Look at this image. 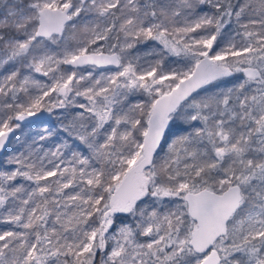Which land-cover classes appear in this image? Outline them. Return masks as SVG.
Listing matches in <instances>:
<instances>
[{
	"label": "trees",
	"instance_id": "obj_1",
	"mask_svg": "<svg viewBox=\"0 0 264 264\" xmlns=\"http://www.w3.org/2000/svg\"><path fill=\"white\" fill-rule=\"evenodd\" d=\"M29 1L13 0V3L26 5ZM68 1L75 3V0ZM163 1L137 0L140 8L137 11L146 18L159 14L156 3ZM120 2L122 0H117L115 5L108 7L113 19L112 28L121 19V14H115ZM104 3L105 0H86L76 17L79 21L93 15L100 18ZM179 3L180 0L178 4L170 1L166 9H176L173 16L181 21V10L186 8ZM196 7L195 11L207 18L201 32L210 36L207 46L210 55L230 48L229 35L238 33L242 22L248 21L253 28L264 29V0H202ZM178 21L176 23H180ZM2 29L15 35V27L11 24ZM250 39L253 40V36ZM174 44L177 47L174 52L162 53L165 67L186 63L190 55L184 38L176 39ZM0 47L2 53L11 55L6 46ZM256 54L253 45L248 51L223 55L228 74L209 84L211 96L206 97L201 88L191 97H198L197 102L190 105L191 115L182 109L191 98L171 114L170 121L176 122H172L152 164L144 170L149 175L146 193L120 219L109 204V198L119 180V177H113L114 172L123 174L127 163L117 164L114 157L129 154L141 143L149 114L146 105L149 107L157 95L168 91L180 77H173L169 84L166 79L158 82L157 91H146L139 85L136 96L143 100L139 111L126 100L109 108L105 128L116 121L119 127L128 126V130L124 136L116 134L106 138L102 129L99 130L103 125L95 113L80 108V102L87 98L86 79L70 80L68 97H61L54 90L48 91L47 85L39 87L34 80L22 85L20 77L30 71L22 60L17 65L6 64L1 68L0 75L7 80L6 92L0 91V111L6 114L7 126L12 127L15 123L13 117L17 112L44 109L51 129L48 134L35 135L30 128L40 123L19 124L14 127L15 136L7 151L0 155L3 192L0 264H101L109 242L100 236L105 234L106 237V232L114 228L115 223L127 222L131 231L141 233L149 218H154L155 223L163 212L171 214V218L168 224L157 227L156 233L164 230L165 240L161 244L169 235L172 240L177 234L189 237L193 221L186 212L183 193L201 187L216 190L220 178L230 173L239 172L246 179L240 182L242 200L236 212L255 203L264 191L263 135L249 116L251 111H258V106L249 101L251 95L244 101L248 86L238 80L242 77V68L251 62L248 58L252 59ZM26 55L28 53H22L23 58ZM66 68L64 63H59L52 71L63 74ZM256 92L257 89H252L248 93ZM223 95L232 96L229 104L222 103ZM239 102L244 105L243 116L236 106ZM78 128L83 129L81 136ZM192 148L198 150L197 155L189 153ZM66 160L68 162L63 164ZM181 181L186 183L185 186L179 184ZM232 217L227 233L222 236L226 244L222 261L246 264L255 254L264 251V236L247 233L244 223L235 226ZM91 231H95L96 237L92 245L84 249L83 244ZM157 247L160 242L151 247L150 253ZM189 248H182L171 258H167L165 250L158 249L157 256L149 255L145 264H178L181 261L195 264L194 253Z\"/></svg>",
	"mask_w": 264,
	"mask_h": 264
},
{
	"label": "rangeland",
	"instance_id": "obj_2",
	"mask_svg": "<svg viewBox=\"0 0 264 264\" xmlns=\"http://www.w3.org/2000/svg\"><path fill=\"white\" fill-rule=\"evenodd\" d=\"M85 1L75 0L71 12L73 19L68 23L62 35L51 36L45 40V38H39L34 35L37 24V10L42 6L64 7L70 3L68 0H30L26 5L14 4L13 0H0V45L6 46L9 54H11L2 53L0 47V69L4 68L6 64L17 65L22 60L30 68V71L20 77L19 81L22 85L34 80L36 83L38 82L39 87L47 85L48 91L54 90L61 97H68L70 80L86 79L87 98L80 102V108L81 110L95 113L98 120H101V125H103L99 130L102 129L103 135L106 138H110L116 134L124 136L128 130V126L120 125L119 127L118 123L114 121L106 129L107 111L112 106L118 105L120 100H126L129 106H132L137 111L140 106L139 104L143 101L136 96L139 94L137 93L139 85H142L146 91H157L158 82L166 79L169 84L173 77L182 78L186 76L191 71L196 60L201 55L207 54L212 57L213 62L208 71L209 79L200 91L204 92L206 97L211 96V91L208 92L210 90L208 88L209 84L221 80L228 74L222 56L230 52L231 54H235L236 52L248 51L254 45L257 54L252 59L249 57L248 60H251V62L245 66L257 68V76L249 78L242 72V77L239 78L238 82L240 84L245 83L248 86L243 95L244 101H247L249 99L248 96L251 95L252 97H250L249 101L252 104L256 102L258 106V111L254 112L250 110L252 113L249 116L253 120V124L257 126V131L261 133V136L263 135L262 141H260L264 145V29L253 28L247 23L248 21L242 22L238 33L233 32L229 35V39L231 40L229 43L230 48L227 51L224 50L223 52H216L214 55H210L207 49L211 41L210 36L201 32L207 18L200 11H195L197 9L196 6L200 5L202 0H180L181 3L179 4L185 5L186 8L181 10V21H178L175 15V17L173 16L176 9H166V4L170 1L178 4V0H164L160 4L159 2L156 3L159 14H151L148 18L144 17L145 15L142 12L137 11L140 9L137 6V0H122V2L118 3L119 9L115 12L116 15L117 13L121 14V19L117 22L115 28L111 26L113 19L110 16L111 12L108 10V7L115 5L117 0H105L100 18L93 15L88 20L79 21V18L76 16L79 9L85 4ZM191 4L194 5L193 8L189 7ZM33 20H36V23ZM177 21L180 23H176ZM6 24H11L15 27L13 31L15 35L2 29ZM250 36H253V40L250 39ZM179 38H184L185 42L189 45L191 51L188 60L186 63L172 64L169 67H165L166 64L164 65L163 63L162 53H164L163 51L174 52L177 48L174 42ZM83 51H116L121 59V65L115 70H100L93 66L85 65L80 68L66 66L67 68L63 74L52 71L57 64L64 63L67 58L73 57ZM22 53H28V55L23 58ZM6 80L7 77L1 74L0 91L4 90V93L6 92ZM60 86L65 87V92L62 94L58 91ZM252 89H257L258 92L249 94L248 92ZM13 98L15 99V97ZM231 98V95H223L221 101L222 103L229 104ZM197 100V96L191 98L189 104L182 108L183 111L191 115L192 109L190 105L196 103ZM152 103L153 100L150 102L149 107L146 105L148 112L151 110ZM236 106L238 107V112L243 116L242 106L244 105L239 102ZM27 111L37 110L28 109ZM180 111L182 112V110ZM172 122L176 121L171 120L170 126ZM92 123L94 121H91ZM16 126H19V123L12 125V127ZM6 127H8L6 114L0 111V130ZM30 129L35 135L48 134L51 129L48 117L45 123L37 124ZM78 129L81 136L83 129ZM90 129L92 130L93 126ZM140 144L135 145L129 154L115 156L116 163L125 162L128 168L141 156ZM171 145L172 142H170L169 146ZM196 152L198 150L189 149V153L193 155H197ZM67 162L66 160L63 164ZM122 175L120 171H115L113 177H119L120 179ZM240 177L241 175L237 172L236 174L230 173L229 176L220 178L216 190L221 191L231 183L240 184L241 181L246 180L245 175ZM148 179L149 175L144 171L134 178L135 200L126 208L122 209L116 205L115 196L112 193L109 198V204L112 206L114 213L117 214V219L122 218L124 214L128 213L134 204L144 196L147 190ZM179 184L185 186L186 183L181 181ZM247 186L250 187L249 184ZM1 194L3 199L2 189ZM170 218L171 214L167 212L160 214L156 218L155 223L153 222L154 218H149L141 233L131 231L127 222L119 221L115 223L114 228L106 232V237L105 234L104 237L100 236L103 240L107 238L109 242L101 264H145L148 261L149 255L152 254L153 257L157 256L158 249L165 250L167 258H171L175 252H178L182 248L185 249L188 246L189 237L181 234H177L174 240L171 239L172 235H169L166 242L161 244L165 240L164 230L156 233L157 227L168 224ZM231 222L235 226L244 223L247 233L264 236V191L260 194L259 199L255 200V203H251L244 210L236 212ZM151 227L154 230H150ZM95 237V231H91L83 244V248H89ZM159 242L160 247H157L156 251L154 250L150 253L151 247ZM214 247L219 251L223 259L226 250L225 239L223 237L219 238L215 242ZM30 251L31 247L27 250V254ZM193 253L195 264H197L202 255ZM258 261H264V251L259 255L255 254L246 264H256ZM161 264H164V262ZM178 264L191 263L181 261ZM220 264L229 263L221 261Z\"/></svg>",
	"mask_w": 264,
	"mask_h": 264
},
{
	"label": "water",
	"instance_id": "obj_3",
	"mask_svg": "<svg viewBox=\"0 0 264 264\" xmlns=\"http://www.w3.org/2000/svg\"><path fill=\"white\" fill-rule=\"evenodd\" d=\"M73 7V3H68L64 7H40L37 10L34 35L39 38L62 35L66 25L73 19L71 14ZM212 62L211 56L201 55L186 76L176 81L168 91L154 98L141 139V156L125 170L114 188L115 203L120 208H126L134 202V178L152 164L170 127L171 114L207 83ZM64 64L70 68L89 65L100 70H115L120 67L121 59L116 51H83L67 58ZM242 72L249 78L257 76V68L252 66H244ZM58 91L60 94L64 93L65 87L60 86ZM13 120L15 123L25 125L45 123L47 111L40 109L17 112ZM14 136V127L0 130V155L7 151ZM183 200L186 212L193 221L187 244L193 252L202 255L197 264H220L222 257L214 244L227 233L228 222L240 206L242 200L240 184L231 183L221 191L208 187L186 190L183 193ZM1 203L0 188V205ZM256 264H264V261H258Z\"/></svg>",
	"mask_w": 264,
	"mask_h": 264
},
{
	"label": "flooded vegetation",
	"instance_id": "obj_4",
	"mask_svg": "<svg viewBox=\"0 0 264 264\" xmlns=\"http://www.w3.org/2000/svg\"><path fill=\"white\" fill-rule=\"evenodd\" d=\"M53 36H55V35H53ZM51 37V36H50ZM50 37H46V38H50ZM94 67V66H93ZM222 261V260H221Z\"/></svg>",
	"mask_w": 264,
	"mask_h": 264
}]
</instances>
